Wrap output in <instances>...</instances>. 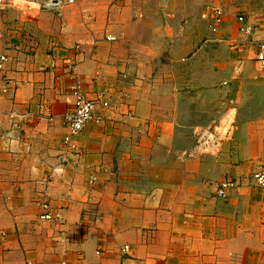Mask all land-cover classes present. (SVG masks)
Instances as JSON below:
<instances>
[{"label": "crops", "instance_id": "1", "mask_svg": "<svg viewBox=\"0 0 264 264\" xmlns=\"http://www.w3.org/2000/svg\"><path fill=\"white\" fill-rule=\"evenodd\" d=\"M7 1L0 5V55L8 58L0 69V264H210L206 250L224 246L227 254L225 210L205 209L199 241L185 234L198 226L195 213L180 209L191 196L182 188L200 162L180 157L181 104L197 85V46L211 38L196 30L201 15L249 9L259 27L240 15L257 29L253 39L239 33L237 18L236 30L255 54L264 0H75L61 15L34 9L46 0ZM75 83L100 121L85 126L72 151L62 121ZM254 124L241 161L225 166L229 154L221 156L229 181L264 163V116ZM252 187L263 191L251 205L253 233L264 231V190ZM43 201L62 221L38 218ZM248 264H264V253L253 252Z\"/></svg>", "mask_w": 264, "mask_h": 264}, {"label": "rangeland", "instance_id": "2", "mask_svg": "<svg viewBox=\"0 0 264 264\" xmlns=\"http://www.w3.org/2000/svg\"><path fill=\"white\" fill-rule=\"evenodd\" d=\"M13 1L8 0L7 3H13ZM32 2L30 1L31 4ZM216 9L218 8L206 10L201 15L204 22L197 24L196 28L198 33L206 31L211 38L207 39V45H204V41H202V44L197 46L196 56L192 62V65L195 64V72L191 73L195 77L197 85L192 89L193 93L191 92L189 97L182 100L181 105L184 108L185 116L182 117L184 128L179 131V133L181 132L178 141L181 150L180 157L182 154L183 158H186L184 154L192 148L194 143L192 131L196 125H212L223 119H229L235 125L236 131L232 140L222 146L216 156L199 157L195 160L200 162L196 168L194 167L195 178L189 175L188 177H191L188 178V186L182 188L189 191L191 196L189 200L181 201L180 209H188L190 213H195L198 230L185 234L196 235L197 241L200 240L203 233L200 227L204 222L203 214L207 212L205 209L210 208L216 214H220V211H227L228 223L225 227L229 242L227 254L222 256V252L226 251V248L222 246L223 251L220 248L203 252L205 256L212 255L205 259L208 262L210 259L215 260L210 264H248L253 252L257 256L264 253L263 247L252 246L257 240L264 242V231L261 229L260 232L255 230L252 233L250 230L253 225L252 202L259 200L260 194L263 192L252 187L251 174L259 169H264V163L252 169L248 178L245 176L242 180L237 178L231 180L232 186L224 192V195L218 194V188L224 179L229 181L227 179L231 177L223 171L221 156L224 153L229 154L225 157V166L230 163L237 164L242 160L244 152L248 150L249 146H253L251 141L254 134L252 131L254 122L259 121L260 116H264V78L254 60L253 51H249L247 43L243 42L236 30V18L240 14L248 15L250 21L254 22L253 15L248 14L249 9L242 7L241 9L219 8L223 17L217 26L213 18ZM256 10L264 12V8ZM44 13L46 14V12ZM40 23V28L46 24ZM254 25L260 26L255 22ZM214 27L216 28L214 29ZM8 29L12 30L11 23ZM35 36H37L36 33ZM41 42L42 39L34 40L36 45ZM179 43L183 47V42ZM185 90L181 89L182 93L185 94ZM188 90L191 91L190 88ZM230 146L232 147L230 148ZM244 188H248V190H243ZM249 189L253 195L246 197L247 200L241 198L244 197L243 191H249ZM215 217L220 219V215ZM206 221L208 222V219ZM210 223L211 221H209ZM204 236L206 240H210L211 231L205 232ZM121 252L125 256L123 258L129 257V255H124L123 251Z\"/></svg>", "mask_w": 264, "mask_h": 264}, {"label": "built area", "instance_id": "3", "mask_svg": "<svg viewBox=\"0 0 264 264\" xmlns=\"http://www.w3.org/2000/svg\"><path fill=\"white\" fill-rule=\"evenodd\" d=\"M5 0H0V5L4 4ZM75 4V0H46L42 3H34L35 10L53 11L57 15H61L63 8ZM222 12L216 9L213 13V18L216 22V26L222 21ZM238 31L242 36L246 37V40L251 41L253 39L257 29L250 25L248 18L244 15L237 17ZM216 27H214L215 29ZM251 38V39H250ZM112 37H107V40H113ZM255 62L258 65L261 75L264 77V39L260 40L256 45V51L253 55ZM6 55H0V69L3 68L7 62ZM73 107L64 115L62 125L66 130L63 138V145L67 149H73L76 147L73 143V139L78 136L85 126L91 121H100V118L95 115L94 107L96 103L91 102L83 93L79 83H75L72 86ZM235 133V125L229 119H223L216 124L212 125H199L193 129L194 143L192 148L184 155L188 159H196L199 157L216 156L224 143L230 141ZM65 155L60 156L58 159L60 164L66 163ZM48 182V179H44ZM251 184L253 186L264 190V169H259L251 174ZM232 186L231 181H224L218 188V194L224 195V192ZM42 213L38 218L46 222L62 221L60 212L53 211L51 205L47 201L41 202ZM5 233L1 232L0 236L4 237ZM123 254L129 255L130 247L125 246L123 248ZM27 264H31L30 261Z\"/></svg>", "mask_w": 264, "mask_h": 264}]
</instances>
